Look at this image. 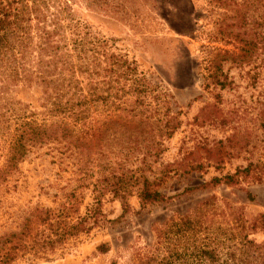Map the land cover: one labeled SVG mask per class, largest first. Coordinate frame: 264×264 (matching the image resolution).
Returning a JSON list of instances; mask_svg holds the SVG:
<instances>
[{"label":"rangeland","instance_id":"rangeland-1","mask_svg":"<svg viewBox=\"0 0 264 264\" xmlns=\"http://www.w3.org/2000/svg\"><path fill=\"white\" fill-rule=\"evenodd\" d=\"M254 5L258 10L251 6L240 12L242 26L237 27L231 0L221 6L216 0L74 2L83 32L103 40L108 52L136 62L155 91L169 94L172 110L180 111L179 127L162 139L158 148L163 153L154 166L157 175L161 172L157 187L167 199L142 206L134 193L123 213L121 200L107 191L101 197V221L93 229L59 245L48 258L11 264H133L154 244L158 226L200 207L206 212L201 217L211 246L221 252L220 263L229 255V262L237 263L249 239L252 263L264 264V42L251 63L223 62L231 81L226 87H206L203 78L206 55L242 45L227 44L229 30L247 38L260 30L264 1ZM11 95L28 105V113L45 109L39 85H20ZM94 120L105 131L106 112L100 109ZM108 140L105 147H91V155L84 153L83 160L70 147H60L64 154H57V147L31 149L7 188L2 186L0 235L18 231L37 206L61 207L73 190L77 206L70 214L82 218L103 187L101 172L119 169L120 161L131 168L140 165L127 158L128 147ZM196 163H201L200 169L186 171ZM227 174H235L232 183L212 181ZM206 199L212 204L203 206Z\"/></svg>","mask_w":264,"mask_h":264},{"label":"trees","instance_id":"trees-1","mask_svg":"<svg viewBox=\"0 0 264 264\" xmlns=\"http://www.w3.org/2000/svg\"><path fill=\"white\" fill-rule=\"evenodd\" d=\"M75 1L0 0V200L2 186L7 188L18 165L34 147H57V154L65 153L60 147H70L72 154L83 160L84 153L91 155V147H105L110 138L128 147L125 155L139 160L140 165L131 168L120 161L119 169L101 172L103 187L97 189L94 203L82 218L74 219L70 214L77 206L76 190L66 194L69 198L59 208L37 206L25 216L18 231L0 235V264L48 258L70 238L89 232L101 221V197L107 191L121 200L123 213L134 193L142 206L167 199L157 187L161 172L157 175L154 166L163 153V148H158L162 139L170 138L179 127L180 111L172 110L169 94L155 91L156 86L139 71L136 62L108 52L103 40L90 39L83 32L75 18ZM216 1L220 6L224 3ZM231 1L236 7L237 27H241L240 12L257 8L254 4L264 0ZM257 25L260 30L251 38L229 30L227 44L236 41L242 45L206 55V87L214 84L224 88L231 83L223 62L242 66L254 61L258 44L264 42V14ZM20 85L41 86L44 111L28 113V105L12 97ZM100 109L106 112L105 131H100L102 125L98 127L94 120ZM200 168L201 163H196L186 171ZM234 175L212 181L232 183ZM208 204H212L210 199L203 202V206ZM203 214L206 212L200 207L171 216L156 228L150 250L133 264H253L249 239L237 263L229 262L231 255L220 263L221 252L211 246ZM100 247L108 249L105 244Z\"/></svg>","mask_w":264,"mask_h":264}]
</instances>
